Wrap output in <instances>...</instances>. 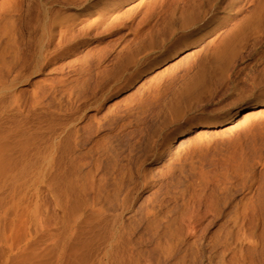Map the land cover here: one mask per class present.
Listing matches in <instances>:
<instances>
[{"label": "rangeland", "instance_id": "374dc122", "mask_svg": "<svg viewBox=\"0 0 264 264\" xmlns=\"http://www.w3.org/2000/svg\"><path fill=\"white\" fill-rule=\"evenodd\" d=\"M248 20L0 0V264H264V112L227 120L264 109V42L192 92Z\"/></svg>", "mask_w": 264, "mask_h": 264}, {"label": "bare ground", "instance_id": "6f19581e", "mask_svg": "<svg viewBox=\"0 0 264 264\" xmlns=\"http://www.w3.org/2000/svg\"><path fill=\"white\" fill-rule=\"evenodd\" d=\"M188 6L189 15L193 19H209L220 13L230 14L233 12V14H235L241 9L249 12L246 32L237 30L236 32L229 33L220 47L209 51L206 67L203 68V72L194 80L195 83L192 84V92L198 95L203 92V90L213 86L217 76H221L226 69L234 65L236 58L240 56L238 51L239 47L243 41H248L247 38L250 37L252 32L255 36L252 37L248 55L256 53L258 51L257 48L262 46L264 42V0H188ZM262 56L264 57V55ZM261 77L262 78L256 81V84L260 86L263 84L262 79L264 81V72ZM254 108L253 105L240 106L228 116L227 120L232 121L240 115L248 118L252 115L262 114V112H264V109L252 112ZM196 132L195 136L204 138L209 133V129L203 127Z\"/></svg>", "mask_w": 264, "mask_h": 264}]
</instances>
